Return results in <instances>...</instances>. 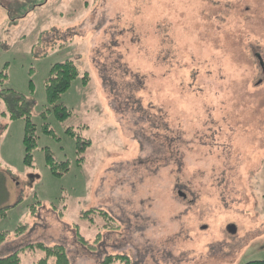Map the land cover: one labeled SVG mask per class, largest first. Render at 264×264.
Instances as JSON below:
<instances>
[{
	"label": "rangeland",
	"instance_id": "obj_1",
	"mask_svg": "<svg viewBox=\"0 0 264 264\" xmlns=\"http://www.w3.org/2000/svg\"><path fill=\"white\" fill-rule=\"evenodd\" d=\"M65 60L81 75L61 123L45 83ZM1 73L38 142L26 167L25 121L0 96V259L37 264L42 243L70 264L264 261V0H0Z\"/></svg>",
	"mask_w": 264,
	"mask_h": 264
},
{
	"label": "trees",
	"instance_id": "obj_2",
	"mask_svg": "<svg viewBox=\"0 0 264 264\" xmlns=\"http://www.w3.org/2000/svg\"><path fill=\"white\" fill-rule=\"evenodd\" d=\"M81 75L78 65L72 60H65L52 66L48 79L45 83L46 99L49 110L52 112L58 121L64 123L74 116V111L61 103L62 97L70 90L73 82H75ZM7 79L5 73L0 74V83ZM89 75L85 74L82 78V84L88 85ZM33 90V84H30ZM3 93H8L9 96L0 95L5 99L8 109L11 113V119H24L25 121V136L23 140L24 145V160L23 163L26 167L32 168L34 164V151L37 148L38 138L36 136V126L32 121L31 106L29 100L22 94L14 90H6ZM47 108V109H48ZM43 131L47 135L54 136L53 130L49 125L43 126ZM67 134L76 140L78 159L85 151L91 146L89 140L82 139L74 129L68 128ZM46 166L50 169L55 176H61L69 171V162L57 163L53 155L48 151L46 153ZM9 208H0V220L6 218ZM20 228V229H19ZM26 228V225L19 226L14 232L15 236H19L20 230ZM13 232L3 231L0 232V245L3 244L8 238L9 234ZM27 250L38 249L44 252V257L38 261L37 264H70V260L63 246L57 245L47 247L42 243L28 245ZM118 261L128 264L126 256H109L102 264H115ZM0 264H22L20 253L10 254L8 257L0 259ZM246 264H264V261H252Z\"/></svg>",
	"mask_w": 264,
	"mask_h": 264
},
{
	"label": "water",
	"instance_id": "obj_3",
	"mask_svg": "<svg viewBox=\"0 0 264 264\" xmlns=\"http://www.w3.org/2000/svg\"><path fill=\"white\" fill-rule=\"evenodd\" d=\"M229 232H230V233H236V230H235L234 227H230V228H229Z\"/></svg>",
	"mask_w": 264,
	"mask_h": 264
},
{
	"label": "flooded vegetation",
	"instance_id": "obj_4",
	"mask_svg": "<svg viewBox=\"0 0 264 264\" xmlns=\"http://www.w3.org/2000/svg\"><path fill=\"white\" fill-rule=\"evenodd\" d=\"M182 197L184 198V199H186L187 197H186V195H184V194H182Z\"/></svg>",
	"mask_w": 264,
	"mask_h": 264
}]
</instances>
